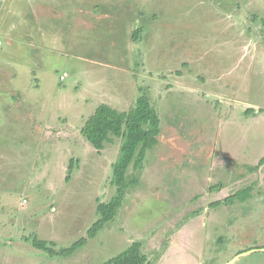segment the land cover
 I'll return each mask as SVG.
<instances>
[{
	"label": "rangeland",
	"instance_id": "374dc122",
	"mask_svg": "<svg viewBox=\"0 0 264 264\" xmlns=\"http://www.w3.org/2000/svg\"><path fill=\"white\" fill-rule=\"evenodd\" d=\"M263 20L264 0H0V264L134 242L147 264H264ZM143 94L162 136L115 218L70 256L34 248L87 237L121 141L99 152L81 129Z\"/></svg>",
	"mask_w": 264,
	"mask_h": 264
},
{
	"label": "trees",
	"instance_id": "16d2710c",
	"mask_svg": "<svg viewBox=\"0 0 264 264\" xmlns=\"http://www.w3.org/2000/svg\"><path fill=\"white\" fill-rule=\"evenodd\" d=\"M264 28V20H263ZM161 120L150 98L143 94L135 107L129 112L118 111L109 105H100L89 116L81 129L82 136L99 152L105 144L111 143L114 138L121 141L117 160L112 164L111 183L115 187V196L108 203L98 205L99 219L88 230L87 237L75 242L71 247L56 250L52 243L34 239V248L46 252L50 258L56 256L67 257L85 246L89 239L95 235L118 213L128 190L138 183L135 172L144 167L148 152L155 149L162 136ZM264 164V157L259 162ZM133 169V174L130 173ZM257 166L252 169L258 170ZM71 170V167L69 168ZM251 196V188L241 190L225 202L231 204L239 199L247 201ZM141 242H134L125 251L102 264H147L148 258L141 252Z\"/></svg>",
	"mask_w": 264,
	"mask_h": 264
},
{
	"label": "built area",
	"instance_id": "2783aa9c",
	"mask_svg": "<svg viewBox=\"0 0 264 264\" xmlns=\"http://www.w3.org/2000/svg\"><path fill=\"white\" fill-rule=\"evenodd\" d=\"M0 44H1V42H0ZM66 77H67V74H64V75L61 77V79L64 80Z\"/></svg>",
	"mask_w": 264,
	"mask_h": 264
},
{
	"label": "crops",
	"instance_id": "0c3cea01",
	"mask_svg": "<svg viewBox=\"0 0 264 264\" xmlns=\"http://www.w3.org/2000/svg\"><path fill=\"white\" fill-rule=\"evenodd\" d=\"M91 116V115H90ZM245 254H247V253H245Z\"/></svg>",
	"mask_w": 264,
	"mask_h": 264
}]
</instances>
